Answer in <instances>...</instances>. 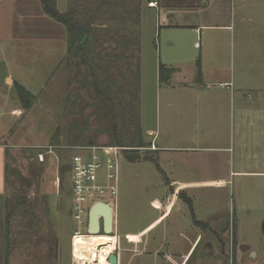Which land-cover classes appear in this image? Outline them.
<instances>
[{"label": "rangeland", "instance_id": "1", "mask_svg": "<svg viewBox=\"0 0 264 264\" xmlns=\"http://www.w3.org/2000/svg\"><path fill=\"white\" fill-rule=\"evenodd\" d=\"M68 1L67 10L74 9L78 15L96 11L94 18L104 19L98 30H104L109 36L117 33L129 36L126 43L117 46L111 40L102 41L96 49L104 57L102 61L96 60L102 77L106 76L108 92L114 96V123L124 131V141L136 132L138 125L145 140H150L152 137L144 133L145 129L159 125L153 67L160 47L157 27L166 18L163 10L158 15L147 2H155V8L161 3L178 4L188 9V14L183 15L189 19H196L199 12L204 11L200 5L190 7L197 0H120L119 3L113 0L114 7L105 6L107 10L99 15L96 8L99 0ZM223 3L218 8L212 7V11L219 17L217 23L227 27L204 29L202 41L188 30L185 33L190 40L188 51L197 56L199 49L194 48V44L203 46L207 33H216L220 76L235 82L236 87L242 84L251 88L248 93L252 103L264 101V0H226ZM122 6L127 10L139 8V28L129 24L132 22L121 11ZM61 8L59 5V10H64ZM93 20L95 28L99 22ZM122 21L127 30L139 29V50H136L135 37L128 34L124 25L121 28ZM30 41L27 40L26 46L19 44L23 49L14 55L13 64V78L23 82L36 97V103L34 101L30 108L21 105L14 86L10 100L4 105L2 95L9 93L3 83L5 71L0 63V264L4 263L6 244L4 207L6 204L12 207L24 196L37 223V236L26 246L12 248L7 264H76L71 239L76 227L70 211L71 158L81 153L78 146H112L109 134L112 118L91 85L83 82L84 77L90 81L89 68L67 54V45L63 50L60 42L51 39L44 43L43 53H35V44ZM45 46L49 48L48 53ZM128 53L139 55V67L141 57L142 67L138 72L142 80L141 77L135 79V60L128 57ZM61 56L62 63L58 65ZM209 65H214L212 58ZM219 80L215 77L207 82L209 91L224 89L218 86ZM12 107L21 112L10 117ZM194 128L202 134L201 128ZM228 140L233 141L231 130ZM213 142H216L214 146H221L218 141ZM145 149L138 148V151L143 154ZM39 153L43 154V160L39 159ZM228 154L224 176L207 184L201 192H193L194 217L184 199H179L176 206L174 203L161 205L168 185L154 162H131L121 151L115 196L116 222L112 233L117 239L112 250L117 264H174L172 257L177 255L179 262L189 246L179 234L190 233L188 230L195 218L207 224L202 227L205 233L216 236L196 243L182 264H264V193L249 174L234 173L248 170L249 163L238 166L230 150ZM212 156L220 158L219 150H214ZM157 162L160 166L158 159ZM20 213L18 209L9 227L12 244L16 233L14 224L19 222ZM167 252L177 255L164 256Z\"/></svg>", "mask_w": 264, "mask_h": 264}, {"label": "crops", "instance_id": "2", "mask_svg": "<svg viewBox=\"0 0 264 264\" xmlns=\"http://www.w3.org/2000/svg\"><path fill=\"white\" fill-rule=\"evenodd\" d=\"M224 1L226 0H197L190 4V7L200 5L204 11L199 12L196 19L183 15L188 14V9L180 8L178 4H161L159 8L148 6L155 9L158 15L163 10L166 18L157 27L160 47L157 57L153 60L154 82L158 93L156 120L159 125L145 129L144 133L152 137L150 140L143 137L150 145L145 152L153 153L157 157L161 174L168 185L165 199L162 200L163 204L161 203L163 206L168 203H174L176 206L178 200L183 199L180 194L188 197L192 206L194 191L201 192L207 184L224 176V162L226 164L228 160L229 150L232 152L233 162L238 166L244 162L249 163L248 170L234 173L249 174L253 181L258 183L259 190L264 193V101L252 103L248 93L251 88L243 87L242 84L236 87L235 82L220 76L216 33H207L203 46L201 43L194 44V48L199 49L197 56L187 48L190 40L185 33L188 30L202 41L204 29L227 27L217 23L219 17L212 11V7H220L224 5ZM68 2L56 0L58 9L61 5L64 10L60 11H66ZM51 39L60 42L63 50L66 49L65 27L44 12L40 0H0V63L5 71L3 83L9 93L2 95L4 105H7V100L11 98L14 81L27 89L23 82L13 78L14 55L20 54L23 49L19 44L26 46L27 40H31L30 44H35V53H43L44 43L51 42ZM60 47L62 49V46ZM51 50L54 51L53 48ZM45 51L49 52L46 46ZM56 58L58 59V56ZM62 58L63 56L57 60L58 65L62 63ZM211 58L214 61L213 66L209 65ZM197 60L201 69L200 78L196 76ZM159 64L172 69L169 79L164 83L159 81ZM141 67L140 57L139 70ZM139 74L140 78L141 73ZM215 77L221 79L218 83H231L230 87L209 91L207 82ZM20 112V109L12 107L9 116ZM195 126L202 129V134L195 130ZM216 130L217 133H214ZM229 130L233 135L232 142L228 140ZM214 140L221 146H214ZM216 149L220 152V158L217 159L212 156ZM165 200L169 202L164 203ZM192 211L195 217L193 207ZM205 225V222L195 218L188 230L190 233L179 234L189 244L180 257L182 260L177 262L178 255L174 253L167 252L164 256L177 255L172 257L175 259L173 263L182 264L195 245L216 236L205 233L202 229Z\"/></svg>", "mask_w": 264, "mask_h": 264}, {"label": "trees", "instance_id": "3", "mask_svg": "<svg viewBox=\"0 0 264 264\" xmlns=\"http://www.w3.org/2000/svg\"><path fill=\"white\" fill-rule=\"evenodd\" d=\"M116 3H119L117 1L120 0H114ZM42 4V8L44 12L50 16L52 19L63 25L66 29V45H67V54L69 56H73L76 59H78L79 64L86 65L89 68V75H90V81L87 80V77H84L83 82L87 85H91L92 90L95 92L96 96L99 97L101 100V103L107 107V111L109 112L111 120L110 125V144H113L115 146L120 147H129L130 149H123L122 151L125 153V157L131 161V162H137L141 160H150L156 164L158 170L161 172L160 166L158 165L157 158L153 154H146L145 151L141 154L138 151V148H148L150 147L149 143L145 142L143 139L142 131L137 126L136 132L131 133L128 135V140L124 141L123 135L124 131L119 130L118 126L114 123V116L115 113V104H114V96L108 92L107 85H105L106 82V76L102 77L101 71H100V65L98 64V60L102 61L104 54L98 49H96V46L101 44L102 41L105 40H111L115 46L124 44L128 41L129 36L122 35L117 33L116 36L113 35H107L104 30H98L97 27L101 26L100 22L102 18L97 17L94 18V13H97L96 11H88L84 12L80 15L77 14V12L74 9H69L66 11H60L57 8L56 0H40ZM159 2V1H158ZM157 2V3H158ZM162 4V3H161ZM97 11L99 12V15H103V11H106L105 6H113V0H99L96 4ZM103 7V9H101ZM121 11L125 13L129 21L132 23H129L130 25H134L135 28H139V8H132L130 10H127L126 7H121ZM102 11V12H101ZM114 11V10H113ZM118 12V11H117ZM98 14V13H97ZM109 18V17H108ZM93 19H96L99 23V25H96L95 28L92 27L93 25ZM104 20V19H103ZM102 20V21H103ZM106 19L105 21H107ZM103 24V23H102ZM127 30V25L122 21L121 22V28L123 27ZM108 30V29H105ZM104 33H103V32ZM129 35H132L135 37V44L137 49L139 50V29L132 31L127 30ZM102 32V33H101ZM109 32V31H108ZM85 36V40L83 43H81L82 38ZM125 39V41L123 40ZM91 40V42H90ZM124 41V42H123ZM94 46V47H93ZM109 55V53L107 54ZM128 57H132L135 60V67H136V74L135 79H139V72H138V63H139V56L134 55L132 53L127 54ZM137 56V57H136ZM98 59V60H96ZM196 76L197 78H200L201 76V69L199 61H196ZM172 69L170 67H166L163 64H159L158 67V75H159V81L160 83L166 82L170 75H171ZM13 86L15 88L16 94L18 96V99L21 103V105L28 109L32 106L34 103L36 97L31 92H29L25 87H23L21 84L17 83L16 81L13 82ZM134 111V110H133ZM138 124V123H137ZM121 131V132H120ZM180 196L186 201V203L189 205L191 211V200L186 197L183 194H180ZM25 197V196H24ZM22 198L21 200H17V203L12 205L6 204L4 207V223L7 225L6 232L4 233V238H6V244H5V258L4 263L7 264L8 255L10 253V250L16 249L19 245L26 246L28 243H32L33 239L36 238L37 232L35 231V227H37L36 221H34V216L32 215V212H30V209H28L30 206L29 201H26L25 198ZM29 206V207H28ZM21 210L20 220L19 222L14 224V227L16 226V233H15V242L12 244L9 236H10V226L13 225V216L16 215L17 210ZM193 213V211H192ZM102 234V232L100 233Z\"/></svg>", "mask_w": 264, "mask_h": 264}, {"label": "built area", "instance_id": "4", "mask_svg": "<svg viewBox=\"0 0 264 264\" xmlns=\"http://www.w3.org/2000/svg\"><path fill=\"white\" fill-rule=\"evenodd\" d=\"M149 7H156L153 1ZM196 45H198L196 43ZM230 83H219L220 87H230ZM151 147L153 148L152 144ZM80 154H74L70 163L71 216L76 223L71 239L89 235L87 232L88 211L99 201L109 205L112 214V232L115 231V196L117 193L118 156L126 147L115 145L78 146ZM38 157L43 160V154ZM101 217H99L100 223ZM115 235V234H113Z\"/></svg>", "mask_w": 264, "mask_h": 264}, {"label": "bare ground", "instance_id": "5", "mask_svg": "<svg viewBox=\"0 0 264 264\" xmlns=\"http://www.w3.org/2000/svg\"><path fill=\"white\" fill-rule=\"evenodd\" d=\"M97 237L103 240L99 241ZM116 242V236L111 233L77 236L72 242L73 259L76 264H109L108 255L115 248Z\"/></svg>", "mask_w": 264, "mask_h": 264}, {"label": "water", "instance_id": "6", "mask_svg": "<svg viewBox=\"0 0 264 264\" xmlns=\"http://www.w3.org/2000/svg\"><path fill=\"white\" fill-rule=\"evenodd\" d=\"M85 40V36L82 38L81 43ZM99 217H101V226L99 223ZM88 234H110L112 232V214L108 204L99 201L94 203L88 211L87 222ZM109 264H117V257L114 252L108 255Z\"/></svg>", "mask_w": 264, "mask_h": 264}]
</instances>
